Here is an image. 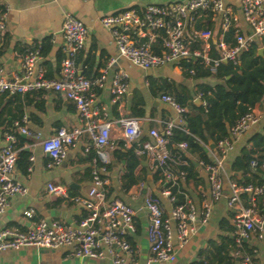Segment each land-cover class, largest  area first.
<instances>
[{
    "label": "built area",
    "instance_id": "obj_1",
    "mask_svg": "<svg viewBox=\"0 0 264 264\" xmlns=\"http://www.w3.org/2000/svg\"><path fill=\"white\" fill-rule=\"evenodd\" d=\"M6 3L7 0H0V7L5 10H0V44L6 30ZM207 14H214L220 20L222 31L217 38L212 30L197 28L199 19ZM241 15L250 26L251 32L246 34L235 31L230 41H227L225 36L238 22L239 17L224 0H185L166 5H149L142 10L129 9L104 16L101 23L110 30L120 56L126 58L134 67L149 69L193 60L199 61L212 76H216L224 61L237 67L241 56L248 53L259 40H264V0H242ZM88 32V27L82 20L69 12L64 15V59L61 62L59 79L46 78L42 70L36 72L40 58L39 49L24 56L19 76L9 79L0 69L1 95L55 92L72 101L76 107L84 129L59 128L55 135L41 143L43 152L51 159L48 168L61 164L67 158L69 149L76 145L82 132H86L89 138L86 153L95 151V157L92 159L91 186L86 195L73 198L74 203L85 210V215L71 224L41 219L26 231L15 227L2 229L0 255L9 250L28 247L54 250L70 247L76 257L101 260L105 257L107 249L112 254V264H126L124 256L132 253L127 238L136 231L135 210L110 194L108 149L114 147L115 139L123 140L125 145L136 142L142 134V120L127 117L119 120L117 125L100 123L98 120L95 89L104 87L106 76L104 74L90 80L80 76L77 69V56L85 46ZM150 32L161 39L162 52L153 50L149 42H137V38H146ZM187 33L199 46H195L193 41L186 37ZM113 62L114 60H111L109 65ZM127 79L128 74L125 71H119L113 77L110 92L115 102L128 93ZM161 100L171 106L175 116L165 122L162 131L152 129L149 132L153 142H143L136 149L138 156H148L149 162L160 170V184L164 185L161 196L166 198L171 206L167 212L161 197L146 195L144 198V208L149 218L147 239L151 250L148 264L175 263L178 250L197 233L196 224L208 223L212 216L213 204L224 197L223 159L235 150L241 137L261 121V115L250 109L230 128L229 136L216 145L212 164L203 163L210 184V199L205 201L201 208L187 195L184 203L174 205L175 198L171 189L166 187L169 184L174 187L184 182L186 174L175 172L172 166H184L187 163L177 159L169 147L175 129L186 131L184 115L187 109L169 95H163ZM24 123L25 120L17 122L16 132L6 134L5 146L0 153V215L8 208L11 198L28 194V188L13 177L19 153L17 134L36 140L41 139V136L25 127ZM177 146L181 153L188 149L187 143ZM258 164V161L254 160L251 167L255 168ZM260 167L264 169V162ZM230 189L228 206L235 210L233 235L236 243L241 245L252 235L263 238L264 217L258 210L256 200L260 198L264 204V186H242L232 180ZM48 191L60 198H69L64 186L50 184ZM242 194L250 197L247 205L242 199ZM27 215L33 217L31 212ZM236 256L239 257L236 264H257L247 254L237 252Z\"/></svg>",
    "mask_w": 264,
    "mask_h": 264
},
{
    "label": "crops",
    "instance_id": "obj_2",
    "mask_svg": "<svg viewBox=\"0 0 264 264\" xmlns=\"http://www.w3.org/2000/svg\"><path fill=\"white\" fill-rule=\"evenodd\" d=\"M182 1L185 0H7L6 30L0 44V69L9 79L19 76L22 72L24 56L37 47L43 46L44 53L39 58L36 72L42 70L46 78L59 79L61 62L64 59L62 22L64 15L69 12L82 20L89 30L85 46L77 56L78 74L90 80L104 74L106 76L104 87L95 89L98 120L100 123L117 125L122 118L136 117L134 115L136 103L142 100L144 115L139 117L142 120V134L136 142L125 147L127 149L133 145L139 147L144 139L153 142L149 132L152 129L162 131L165 122L175 116L171 106L161 100L165 90L167 91L170 86L186 88L194 97L195 103L197 100L200 101L196 105L201 106L205 103L196 94L197 85L214 86L217 79L214 76L202 79L186 78L180 63L149 69L132 66L126 58L120 56L110 30L102 25L101 19L129 9L142 10L149 5H166ZM241 1L224 0L225 4L231 6L239 17L238 22L233 25L235 31L248 34L251 28L241 15ZM200 21V24L197 23L198 29L212 30L215 38L221 34L218 16L207 14L198 22ZM186 37L190 38L195 46H199V43L188 33ZM158 39L150 32L146 38L136 40L138 43L149 42L154 50ZM261 42L262 40H259L257 43L261 44ZM162 51L161 45L160 52ZM111 60L114 62L109 65ZM119 71H125L128 74L129 91L115 102L110 86L113 77ZM254 110L261 115V121L246 132L236 144L235 150L223 159L224 197L213 204L210 220L206 224L201 222L196 224L197 233L178 250L175 263L155 264H193L195 262L201 264L203 260L199 253L208 248L210 241L219 242L222 236L234 238V230L226 232L220 225L223 221H228L234 228L235 210L228 206L231 193L230 182L232 177L241 178V176L232 172L233 162L240 155L243 147L251 146L250 140L254 135L263 133L264 100L257 104ZM21 116L22 120H25V127L40 134L41 139L36 140L17 134L18 152L28 155L30 169L28 168L27 173H23L16 164L13 177L28 188V194L11 198L8 208L0 215V230L15 227L26 231L33 228L41 219L64 224L79 221L85 215V210L77 206L73 198L86 195L92 182L90 172L92 162L89 161L88 153H86L89 146L88 134L82 132L76 145L69 149L67 158L52 168L47 167L51 159L43 152L41 144L44 139L55 135L59 128L84 129L74 103L55 92L39 91L17 97L0 94V153L5 146L6 134L16 132V120ZM114 141V147L108 149L110 163H112V168L108 171L113 190L112 196L121 199L135 210L136 231L128 236L132 242L130 243L132 253L124 257L126 264H148L151 250L147 239L149 218L144 208V198L146 195L161 197L167 212L171 206L168 200L161 196L164 186L160 182L152 183V179L148 181V170L151 178L155 171L148 156H139L141 165L137 169L138 174L144 173L147 176V190L145 191V183L135 186L128 192L121 190L124 162L116 163L113 151L116 144L123 140L115 139ZM215 147L213 148L211 143L205 147V152L211 160L216 153ZM175 149L179 150L178 146H175ZM183 153L193 165L196 178L186 179L181 186L185 194L195 202L198 208H201L202 204L210 199L207 173L197 151L187 149ZM145 162L148 165H145ZM50 184L64 186L69 198L63 199L50 194L48 191ZM29 212L33 214V217H28ZM261 215L264 217V209ZM244 242L254 248L257 264H264V236L259 238L257 235H252ZM233 254L236 256V253ZM236 258L238 262L239 257L236 256ZM0 264H112V254L105 249V257L94 260L76 257L70 247L56 250L28 247L2 253Z\"/></svg>",
    "mask_w": 264,
    "mask_h": 264
},
{
    "label": "trees",
    "instance_id": "obj_3",
    "mask_svg": "<svg viewBox=\"0 0 264 264\" xmlns=\"http://www.w3.org/2000/svg\"><path fill=\"white\" fill-rule=\"evenodd\" d=\"M0 10L2 12L5 11L3 7H0ZM198 23L200 24L201 21ZM234 32L235 28L232 27L226 34L227 41L232 39ZM161 45L162 41L159 38L154 45V50L160 52ZM260 48L264 50V40H262L261 44L255 43L248 53L243 54L237 67L231 63H222L218 69V74L214 76L217 79V83L214 86L207 84L197 85L196 94L205 103L201 106L196 105L194 97L188 89L175 86H170L167 89L166 87L167 91H164V95H169L178 104L187 109V113L184 115L186 131L175 129L169 147L177 159L184 160L187 163L184 166H172V170L177 173L184 172L187 180L196 178L195 173H193V165L184 153L175 149V146L187 143L188 149L197 151L200 154L205 165L212 164L213 160L207 156L205 147L209 146L211 142L217 145L221 140L228 137L230 128L250 109H254L257 104L264 100V57L258 55ZM36 49H39L40 56L44 53L43 46ZM180 66L186 78L202 79L212 76L199 61L184 60L180 63ZM17 96L15 95L14 97ZM143 104L142 100L136 103L134 115L138 118L144 115ZM22 119L23 117L21 116L16 122L21 123ZM145 141V139L142 140L141 144ZM250 143L251 146H245L241 149L240 155L234 160L232 165V172L238 173L241 178L232 177V180L242 186H264V169L260 167L261 163L264 162V129L262 134L254 135ZM136 149H138L136 145L127 149L125 143L120 141L116 144L113 151L115 162L118 164L124 162L121 190L126 192L135 186L147 182L146 174L137 173L141 161L136 154ZM88 156L89 161L92 162L95 157V151L91 150ZM254 160H257L259 164L257 167L252 168L251 163ZM16 164H18L23 173H27L30 166L28 155L20 152ZM111 168L112 163L107 166V170L109 171ZM90 172L92 177V168ZM152 175V183L156 184L161 181L162 177L158 168H155ZM166 188L171 189V194L175 198L174 205H181L185 202L186 194L181 183L174 187L169 184ZM112 193L113 190L110 188V194ZM242 199L247 205L250 197L247 194H242ZM256 202L261 214L264 204L260 198ZM220 227L226 232L234 230L228 221H223ZM127 239L132 243L131 239ZM237 252L251 256L253 261L257 263L253 247L247 242H242L241 245H238L235 238L231 239L226 236H222L219 242L210 241L208 248L201 250L199 256L203 260L201 264H236L237 258L233 253ZM193 264L200 263L195 262Z\"/></svg>",
    "mask_w": 264,
    "mask_h": 264
},
{
    "label": "water",
    "instance_id": "obj_4",
    "mask_svg": "<svg viewBox=\"0 0 264 264\" xmlns=\"http://www.w3.org/2000/svg\"><path fill=\"white\" fill-rule=\"evenodd\" d=\"M263 52H264L263 49H259V51H258V55L261 56V57H263V56H264ZM224 63L227 64L228 62H227V61H224ZM198 102H200V101L197 100V101H196V104H198ZM211 144H212V146H213V148H214V147H215V144H213L212 142H211ZM145 165H148V163L145 162ZM148 173H149L148 181L150 182L152 178H151V176H150V171H149V170H148ZM144 187H145V191H146V190H147V187H148L146 183L144 184Z\"/></svg>",
    "mask_w": 264,
    "mask_h": 264
}]
</instances>
